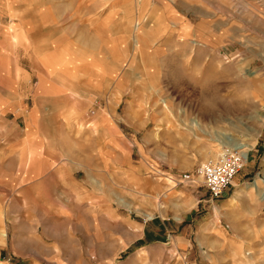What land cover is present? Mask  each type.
Here are the masks:
<instances>
[{"label": "crops", "instance_id": "obj_1", "mask_svg": "<svg viewBox=\"0 0 264 264\" xmlns=\"http://www.w3.org/2000/svg\"><path fill=\"white\" fill-rule=\"evenodd\" d=\"M208 4L0 0V197L26 203L72 197L77 188L94 190L91 181L102 183L97 172L111 175L114 157L126 165L120 122L128 119V107L122 113L118 108L129 85L128 33H164L168 40L177 33L186 40L190 33H223L208 18ZM104 93V106L94 112ZM86 118L90 127L80 124ZM244 167L222 196L191 195L201 202L188 210L192 218L160 216L156 230L142 229L139 239L154 232L167 237L158 245L162 256L149 260L264 264V160L249 153ZM1 233L7 236L1 230L0 240Z\"/></svg>", "mask_w": 264, "mask_h": 264}, {"label": "rangeland", "instance_id": "obj_2", "mask_svg": "<svg viewBox=\"0 0 264 264\" xmlns=\"http://www.w3.org/2000/svg\"><path fill=\"white\" fill-rule=\"evenodd\" d=\"M208 11L223 33H128L129 85L118 108L128 107L127 164L114 157L111 175L97 172L102 183L72 197H0V264H171L149 260L162 256L166 234L139 239L142 229L156 230L160 216L192 218L201 202L191 195L215 198L201 182L174 185L170 175L232 145L243 146L242 167L249 153L264 160V0H209Z\"/></svg>", "mask_w": 264, "mask_h": 264}, {"label": "built area", "instance_id": "obj_3", "mask_svg": "<svg viewBox=\"0 0 264 264\" xmlns=\"http://www.w3.org/2000/svg\"><path fill=\"white\" fill-rule=\"evenodd\" d=\"M243 152L239 149L227 148L216 161L198 165L193 172H183L177 176L170 175L174 185L182 183L195 184L201 182L211 197L222 196L233 176L242 168ZM171 180V181H172Z\"/></svg>", "mask_w": 264, "mask_h": 264}, {"label": "bare ground", "instance_id": "obj_4", "mask_svg": "<svg viewBox=\"0 0 264 264\" xmlns=\"http://www.w3.org/2000/svg\"><path fill=\"white\" fill-rule=\"evenodd\" d=\"M232 148H233V149H241V148H243V146H241V145H240V146H237V145L234 146V145H233ZM1 237H2V238L5 237V234L2 233Z\"/></svg>", "mask_w": 264, "mask_h": 264}]
</instances>
